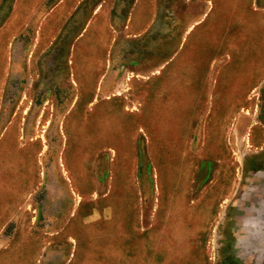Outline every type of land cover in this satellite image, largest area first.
Here are the masks:
<instances>
[{
	"label": "rangeland",
	"instance_id": "1",
	"mask_svg": "<svg viewBox=\"0 0 264 264\" xmlns=\"http://www.w3.org/2000/svg\"><path fill=\"white\" fill-rule=\"evenodd\" d=\"M0 264H264V0H0Z\"/></svg>",
	"mask_w": 264,
	"mask_h": 264
},
{
	"label": "crops",
	"instance_id": "2",
	"mask_svg": "<svg viewBox=\"0 0 264 264\" xmlns=\"http://www.w3.org/2000/svg\"><path fill=\"white\" fill-rule=\"evenodd\" d=\"M143 17L144 16H142V18ZM143 21H144V23H142ZM142 22L141 23L143 24V26L137 28V31H143V30L146 29V27L148 26V23H149V17H147V19L146 18H143Z\"/></svg>",
	"mask_w": 264,
	"mask_h": 264
},
{
	"label": "bare ground",
	"instance_id": "3",
	"mask_svg": "<svg viewBox=\"0 0 264 264\" xmlns=\"http://www.w3.org/2000/svg\"><path fill=\"white\" fill-rule=\"evenodd\" d=\"M22 7H23V6H22ZM237 10H238V9H237ZM92 39H93V38H92ZM92 39H91V40H92ZM247 43H248V42H247ZM90 47H91V46H90ZM117 143H118V142H117ZM80 166H81V165H80ZM78 173H79V172H78ZM72 227H73V226H72ZM132 250H133V249H132ZM156 255H157V254H156ZM175 258H176V257H175Z\"/></svg>",
	"mask_w": 264,
	"mask_h": 264
}]
</instances>
